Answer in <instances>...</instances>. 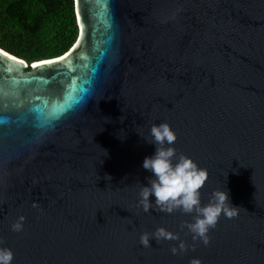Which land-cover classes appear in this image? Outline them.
<instances>
[{
    "label": "water",
    "instance_id": "1",
    "mask_svg": "<svg viewBox=\"0 0 264 264\" xmlns=\"http://www.w3.org/2000/svg\"><path fill=\"white\" fill-rule=\"evenodd\" d=\"M80 11L70 63L33 69L56 56L30 62L0 46L25 62L0 55V79L21 83L0 94V246L12 264H264V0H84ZM69 94L80 102L59 120L25 119L33 97ZM162 122L209 174L202 204L223 188L239 207L208 246L184 226L194 214L138 204L155 150L142 137ZM158 227L179 240L143 247Z\"/></svg>",
    "mask_w": 264,
    "mask_h": 264
},
{
    "label": "clouds",
    "instance_id": "2",
    "mask_svg": "<svg viewBox=\"0 0 264 264\" xmlns=\"http://www.w3.org/2000/svg\"><path fill=\"white\" fill-rule=\"evenodd\" d=\"M142 137V136H141ZM147 143L154 145V152L146 156L142 168L151 175L147 183L139 190L138 204L148 212L153 203L163 212L172 213L180 210L185 214H194L192 222L184 226L192 234L194 241L199 240L205 246L210 243L209 232L213 229L219 218H233L238 215L239 207L232 205L227 190H214L207 204L201 202L200 190L208 179L206 169L183 153H178L174 142L177 139L175 131L167 122L153 124L148 137H142ZM24 217L21 216L11 225L14 232L23 230ZM179 240V235L158 227L149 234L144 232L140 236V244L150 247V240ZM3 241L0 240V245ZM187 250L185 243L179 244V249H171L173 255L178 251ZM14 253L8 247L0 246V264H12ZM189 264H202L199 258H193Z\"/></svg>",
    "mask_w": 264,
    "mask_h": 264
},
{
    "label": "trees",
    "instance_id": "3",
    "mask_svg": "<svg viewBox=\"0 0 264 264\" xmlns=\"http://www.w3.org/2000/svg\"><path fill=\"white\" fill-rule=\"evenodd\" d=\"M78 34L74 0H0V46L18 57L60 55Z\"/></svg>",
    "mask_w": 264,
    "mask_h": 264
},
{
    "label": "snow or ice",
    "instance_id": "4",
    "mask_svg": "<svg viewBox=\"0 0 264 264\" xmlns=\"http://www.w3.org/2000/svg\"><path fill=\"white\" fill-rule=\"evenodd\" d=\"M76 5V12H75V19L76 23L79 27V36L76 39V43L72 45V47L66 51L63 55L56 56L52 59L47 60H41L37 63H33L32 67L33 69L43 68L45 66H49L50 68L57 66L60 64V62H69V57L72 55L73 51L81 44L82 40L85 37L86 33V25L83 21L81 11H80V5L84 3V0H74ZM109 0H97L98 4H101L103 6L108 5ZM0 55L7 57L8 60L14 61L19 64H24L25 62L23 60H18L17 57L9 55L8 52H4L2 49H0ZM58 71V69H55ZM36 79V82L38 84L42 83L44 85H47L49 83L48 80L40 81L38 77H34ZM7 87L10 91L13 93H19L21 91V83L19 81H3L0 79V94L4 93V88ZM79 97H73L71 94H69L65 98V102L61 103L58 101H53L50 104L49 98L37 95L33 97L32 101H29V106L26 109L25 112V119H28L32 116H36V118L41 119L46 122H50L51 120H59L61 116L72 107L73 104L80 102ZM68 101H71L69 103ZM23 105V101H21L19 104L16 105V107H21ZM7 121L3 118L2 115H0V124L6 123Z\"/></svg>",
    "mask_w": 264,
    "mask_h": 264
}]
</instances>
